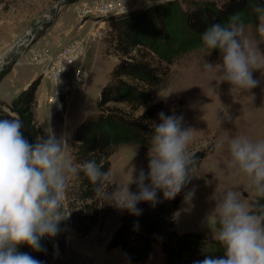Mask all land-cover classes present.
<instances>
[{"label":"rangeland","instance_id":"1","mask_svg":"<svg viewBox=\"0 0 264 264\" xmlns=\"http://www.w3.org/2000/svg\"><path fill=\"white\" fill-rule=\"evenodd\" d=\"M68 1L0 0V91L3 92L6 87L5 94L15 95L18 88L31 84L32 73L36 69L33 63L46 58L45 53L38 54L37 42L56 22L57 30L62 35L70 30L63 46L72 43V47L78 48L79 57L64 80L55 82L52 76H47L46 70L41 75L42 70L36 72L34 78L37 75L42 78L37 90V121L44 134L52 129L57 133L64 130L70 132L67 151L71 156L74 132L87 117L98 112L99 97L117 58L107 54L103 42L108 29L107 23L100 22L105 17L95 13L82 17L79 11L105 0H78L72 4ZM164 1L123 0L132 10L129 12L153 7ZM258 22L244 21L243 37L256 42L264 50V36L256 28ZM43 44L48 50L52 47V44ZM205 61L213 66L206 69ZM219 63L218 50L210 54L193 52L187 55L174 65L171 83L159 95L160 100L170 105H180L179 115L183 116L184 125L193 129L189 143L191 151L202 150L209 145L214 148L193 173L187 190L195 186L194 196L191 201L184 200L175 214L178 233H199L211 240L216 239L217 231L212 210L223 191L238 189L249 205L250 201L257 199L249 188L247 177L243 173H236L229 163L228 139L237 135H247L254 140L264 138V75L261 74L264 68L261 72H253L261 83L247 91L222 81ZM14 67L16 74L10 77L14 78L13 83L8 78L2 86V80ZM76 70L84 72V84L74 82ZM3 103L8 102L0 100V109L7 110ZM216 113L221 117L226 116L222 123L215 118ZM149 149L140 146L118 148L110 158V181L125 184L131 178L132 166L136 169L146 168ZM129 187L135 189L134 184ZM65 201L67 207L66 197ZM126 213V210L115 208L85 237H81L72 227L68 215L61 221L57 236L51 240L74 264H164V255L159 247L155 249V256L142 263H131L120 249L108 248L113 233ZM44 245L45 264H67L48 239L44 240Z\"/></svg>","mask_w":264,"mask_h":264},{"label":"clouds","instance_id":"2","mask_svg":"<svg viewBox=\"0 0 264 264\" xmlns=\"http://www.w3.org/2000/svg\"><path fill=\"white\" fill-rule=\"evenodd\" d=\"M251 7L259 21L257 31L264 36V0H252ZM243 32L244 20L237 12L226 22H212L200 38L208 54L218 50L222 81L250 91L261 83L253 72L264 68V50L244 38ZM212 66L205 61L206 69ZM157 115L160 122L153 125L146 168L132 166L127 183L110 190L105 187L108 172L98 161L72 159L67 151L69 131L52 129L33 141L25 136L18 118L0 117V264H45L20 246L46 251L43 240L56 237L70 213L65 201L69 180L81 172L105 202L134 216L143 211L140 202L154 206L158 192L166 199L180 193L193 177L194 153L189 149L193 129L184 125L182 115L164 111ZM215 118L222 123L226 116L216 113ZM227 148L229 163L247 177L257 201L249 205L238 189L223 191L212 210L223 254L207 255L193 264H264V203L260 202L264 200V138L233 136ZM194 194L195 186L185 191L184 200L191 201Z\"/></svg>","mask_w":264,"mask_h":264},{"label":"trees","instance_id":"3","mask_svg":"<svg viewBox=\"0 0 264 264\" xmlns=\"http://www.w3.org/2000/svg\"><path fill=\"white\" fill-rule=\"evenodd\" d=\"M251 4L252 0H165L153 7L103 18L108 29L103 42L107 54L116 57L117 63L102 89L98 112L87 117L74 132L72 159H95L108 172L105 187L110 190L119 185L110 181L112 154L121 146L150 148L153 125L160 122L157 114L164 111L179 115L180 105L159 99L171 83L174 65L193 52H207L200 37L212 22H226L237 12L244 21L257 22ZM41 79L35 78L10 103H3L7 110L0 109V117L18 118L25 136L33 141L44 134L36 116V92ZM213 149L209 145L192 151V174ZM190 182L172 199L158 192L154 206L140 202L138 206L143 211L139 216L124 214L108 248L120 249L131 263L155 256L156 247L164 255V264H193L207 255H222L217 239L177 231L175 214ZM66 199L71 225L81 237L115 209L95 191L83 172L69 180ZM256 201H250V205ZM19 250L45 260L44 251L33 252L27 245H21Z\"/></svg>","mask_w":264,"mask_h":264},{"label":"built area","instance_id":"4","mask_svg":"<svg viewBox=\"0 0 264 264\" xmlns=\"http://www.w3.org/2000/svg\"><path fill=\"white\" fill-rule=\"evenodd\" d=\"M82 17L91 15L93 13L103 17L116 16L132 11L127 7V4L123 0H105L100 3H94L90 6H86L83 10H79ZM72 43L63 46L55 54L50 61L46 74L52 76L55 82H61L64 80L65 75L70 70L71 66L79 57L78 48L72 47ZM74 82L77 85L84 84L86 82L84 72L82 70H76L74 72ZM63 86V90H64Z\"/></svg>","mask_w":264,"mask_h":264},{"label":"crops","instance_id":"5","mask_svg":"<svg viewBox=\"0 0 264 264\" xmlns=\"http://www.w3.org/2000/svg\"><path fill=\"white\" fill-rule=\"evenodd\" d=\"M86 23V22H85ZM100 23H102V24H105L106 25V22L105 21H101ZM57 22L53 25V27H51V29H48L47 31H46V33L39 39V41L37 42V46H38V49H37V52H38V54H41L42 52L43 53H45L44 55L46 56V58H44L43 60H37V64H34L33 63V65H35L36 66V69L34 68V70H33V73H32V81L38 76H36L35 78H34V76H35V74H36V72H39V71H41L42 70V73H40V75L41 74H44L45 73V70L47 71V69H48V67L50 66V61H51V58H52V56H53V54L57 51V50H59L60 49V47H62L64 44H65V42L68 40H66V38L69 36V34H70V30L68 31V32H64V34L62 35V33H60V31L59 30H57ZM53 30H55V32H52ZM55 33V34H54ZM93 34H95V33H93ZM63 36H65V37H63ZM49 39L51 40V41H49ZM43 42H45V44L47 45V44H52V47H50V50H48V47L47 46H45L44 44H43ZM44 45V47H43V45ZM30 54V53H29ZM11 74H16V68L14 67L12 70H11V72L9 73V74H7L5 77H4V79L2 80V86L4 85L3 83H4V81L5 80H7L8 78H10L11 77ZM11 79V78H10ZM12 83H13V81H14V78H12L11 80H10ZM27 86H29V85H27ZM27 86H26V88H27ZM25 88V87H24ZM24 88H18L17 89V91H16V93H15V95H8V94H5V90H6V87H4V89H3V92L2 91H0V100H2V101H5V102H11L13 99H15L18 95H19V93L21 92V91H23L24 90ZM25 88V89H26ZM38 92V91H37ZM37 92H36V99H37ZM10 96V97H9ZM39 105V102H38V100H37V106ZM77 264H82V263H77Z\"/></svg>","mask_w":264,"mask_h":264},{"label":"water","instance_id":"6","mask_svg":"<svg viewBox=\"0 0 264 264\" xmlns=\"http://www.w3.org/2000/svg\"><path fill=\"white\" fill-rule=\"evenodd\" d=\"M49 242L54 246L55 250L59 253V255L62 257V259L67 263V264H74V262L70 261L63 253L56 247V245L53 243L51 239H48Z\"/></svg>","mask_w":264,"mask_h":264}]
</instances>
